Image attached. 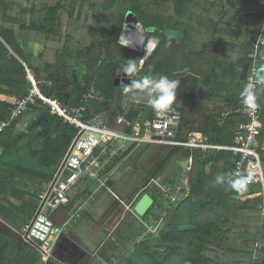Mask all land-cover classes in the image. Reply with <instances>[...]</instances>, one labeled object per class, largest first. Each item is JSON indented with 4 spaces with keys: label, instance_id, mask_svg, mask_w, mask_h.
Returning <instances> with one entry per match:
<instances>
[{
    "label": "trees",
    "instance_id": "16d2710c",
    "mask_svg": "<svg viewBox=\"0 0 264 264\" xmlns=\"http://www.w3.org/2000/svg\"><path fill=\"white\" fill-rule=\"evenodd\" d=\"M128 13L157 40L136 74L156 76L155 82L160 75L169 80L185 77L182 118L185 105H196L207 115L202 132L207 143L230 146L233 130L247 119L233 113L223 119L222 114L244 103L252 54L264 60V16L258 0H0V120L10 119L15 101L32 82L44 96L69 108L82 106L83 121L104 110L114 114V105L121 104L114 93L115 70L142 55L118 42ZM90 88L93 98L82 103ZM255 93L261 107L264 84ZM153 96L158 99L157 93ZM31 113L37 125L38 115L48 120L44 138L56 127L69 132L72 140L75 130L62 125L60 116L39 105ZM134 115V109L125 114L130 120ZM22 117L10 120L0 133L3 156H10L14 139L22 134L15 132ZM181 124L177 139L186 142L187 131L193 129ZM263 144L264 132H259L253 149L264 169ZM183 151L182 146L171 147L161 167ZM234 163L227 150L194 149L187 197L159 235L138 242L124 264H264V197L259 184H249L244 193L232 188L240 179L232 174ZM1 166L0 218L20 231L33 217L40 195L17 181L45 183L47 177L18 165L5 166L11 171L6 177ZM38 261L32 248L16 250L0 238V264Z\"/></svg>",
    "mask_w": 264,
    "mask_h": 264
},
{
    "label": "built area",
    "instance_id": "2783aa9c",
    "mask_svg": "<svg viewBox=\"0 0 264 264\" xmlns=\"http://www.w3.org/2000/svg\"><path fill=\"white\" fill-rule=\"evenodd\" d=\"M258 4L264 16V0H258ZM141 54L138 60V71L141 70L150 53L142 50ZM258 79L259 75L251 69L250 73L245 76L244 89L247 85L252 84L253 90L256 92L261 85L256 83ZM31 84L22 98L15 101L10 119L0 120V133L10 126V120L33 111L37 105L48 109L51 114L60 116L62 125L75 130L61 164L40 194L32 219L19 234L22 241L36 251L39 257L38 264H48L52 257L53 246L62 234L63 227L70 220H73L78 213L79 208L71 192L92 182H98L101 186L104 185L109 178L106 176L109 175L108 170L112 168L116 159L124 156L138 143L144 142L170 147L182 146L190 148L192 152L194 149H201L205 152L211 149L227 150L235 158L232 174L238 178L251 175L252 181L249 184H259L264 197V169L259 155L253 149L257 133L264 132L260 106L256 109L249 108L244 100L241 107L222 114L223 119L232 113L245 116L247 119L245 123L239 124L233 130L231 145L223 147L208 144L204 136L199 140L190 138L186 142L179 141L177 134L182 123V116L177 109L171 108V110L158 114L153 108L151 116L147 117L146 115L142 122L136 124L128 119L125 114L119 112L114 121L115 124L123 127V131H112L108 127L112 117L110 110L99 112L83 121L82 106L76 109L69 108L52 96H44L33 82ZM94 92V89L90 88L83 95L81 102L85 103L92 99ZM256 103L258 104L257 99ZM126 129H130V131L127 133ZM140 134L143 135L140 136ZM189 162L191 163V158ZM188 172L189 168L178 185L168 183L158 186L161 197L166 200L169 207L174 204L179 205L187 197L189 191ZM59 208L68 214L67 220L60 226L56 225L51 218L52 214ZM150 208L153 210V215L158 217L160 206L153 202ZM260 209L264 214V200ZM149 229L151 232V226ZM145 236L142 237L143 240L153 237L144 238Z\"/></svg>",
    "mask_w": 264,
    "mask_h": 264
},
{
    "label": "rangeland",
    "instance_id": "374dc122",
    "mask_svg": "<svg viewBox=\"0 0 264 264\" xmlns=\"http://www.w3.org/2000/svg\"><path fill=\"white\" fill-rule=\"evenodd\" d=\"M124 28L131 30L133 34H136L137 31L140 32L141 30L140 25L135 20L134 15H132L131 13H128L125 16L122 31L124 30ZM166 35L169 39L173 37L171 33H166ZM135 48L139 50L141 47ZM133 76V80H141L143 75L136 74ZM123 88L124 86L122 85L115 87L114 93L116 99L121 100L120 107L126 109L128 107L127 100L130 96L126 95L123 92ZM261 107V114L264 120V104H262ZM143 113V111L138 110L134 121L137 123L142 122L144 120ZM34 115L35 114L28 112L24 115V117L18 120L15 132L17 131L18 133L22 134L16 136V138L14 139L13 148L10 152V156H12V158L14 159L8 160V162L12 166L20 165L29 167V169H32L33 171L52 175L60 165L63 152L70 143L71 136L69 132H63L59 129L57 130L56 127H54L50 132V136L44 138V123H47L48 120L44 116L40 117V115H38V123L41 124L37 125L36 117H34ZM186 115L187 119L185 117L183 119V124L187 127L186 129H196L197 131H201L207 115L202 113L197 106H195V109L192 108L191 110H189V113H187ZM34 118L35 120H33ZM191 121L196 122L195 128H193V126L191 127ZM110 126L112 128L121 127L114 125V122L112 120L110 122ZM142 135L143 134H140V136ZM190 138L199 140L202 137L200 136L197 139L195 136H188L187 139L190 140ZM166 149L167 148L164 145H154L144 142L136 144L132 151L125 157L123 162L118 165L114 173L112 175H109V180L106 181L105 185L98 186V184L94 183L87 187V189L85 190L84 195H90L94 200H97H91L87 202V204L85 205L87 207L86 210L89 209L87 213L95 212L97 209H99V206L101 204L105 205L104 208L106 209L102 212V214H96L98 216L96 217V219H89L94 224V226L89 224L86 229L83 228L81 230H86V232L84 233V243L86 244H89L92 239H96L98 234L101 233V231L103 230L101 224H104L107 220H112V218L117 215L110 223L113 226L112 228L114 229L122 220L125 212L129 210L125 220L119 226L118 230L114 234L113 239H110L109 243L102 250L99 258L105 256V254H108V249L113 248V257L110 260L112 261L111 263L124 264V260L127 259L132 253L133 247L138 242L143 241L142 237L145 235L146 236L144 238H146L147 236H158L161 229L166 225L167 220L178 207V204H174L173 206L169 207L166 200L162 198L161 195L159 196L155 193V189L158 184L167 185L163 184V181H169L170 184L173 183L177 185L181 183L185 172L189 168L190 153L188 152V150H186L185 147L182 153H180L170 161L168 165V174L163 173L161 176L159 174L157 178V174L163 170L160 166L163 163L162 160L164 158V155L169 151V149ZM1 153L2 149H0V156L2 155ZM1 162L2 161L0 160V163ZM5 166H7V164ZM5 166H1L3 168V173L6 177H9L11 171L10 169L5 168ZM113 169L114 168H112V170ZM152 182L155 183L152 184ZM144 186V192L147 193L153 199V201L157 202L161 209L159 208L160 210H158V217H155L152 213V208H150L144 216L146 219L140 222L139 218L134 216V214L132 213L135 202L140 197V194L137 195L136 199L133 202L131 201V198L140 188ZM43 189L44 187L41 189L39 188V192L41 190L43 191ZM83 190L84 189L81 187L76 190V192L81 193L83 192ZM71 193L72 195H74L75 191H72ZM81 195H83V193ZM79 206L80 202L78 203V207ZM118 210L119 213L117 214ZM77 214L79 218L82 217L81 219H83L84 216L82 211L78 210ZM94 217L95 216H92V218ZM74 220H70L68 224L63 227L62 234L58 238L55 251L59 250L60 246L64 245L63 239L70 231H73V227L71 226L73 224L75 225V223L78 222V218H75ZM150 226L152 229L151 232H149ZM89 227L91 228L90 230L87 229ZM21 232L22 230L20 231V233ZM18 244L20 245V243ZM22 244L25 243L22 242ZM26 248L29 247L27 246ZM68 252L69 251H66L64 260L60 259V261L58 262L59 264L70 263L69 260L71 255ZM119 258L121 259L120 263L118 262ZM109 259L110 257L108 258V260Z\"/></svg>",
    "mask_w": 264,
    "mask_h": 264
},
{
    "label": "crops",
    "instance_id": "0c3cea01",
    "mask_svg": "<svg viewBox=\"0 0 264 264\" xmlns=\"http://www.w3.org/2000/svg\"><path fill=\"white\" fill-rule=\"evenodd\" d=\"M125 30H127V28H124ZM123 34H124V30H123V32H122ZM125 35H132L133 36V39L135 40V34H133V32L132 31H126V34ZM146 35V34H145ZM155 39H151V42H150V44L149 45H153L154 43H155ZM261 43V42H260ZM262 44L264 45V42H262ZM140 45H142V44H139V43H136V44H134V45H132V46H128V47H137V46H140ZM251 58L253 59V65L251 66V68L250 69H253V70H255L256 71V73H257V75H259V68H260V66L261 65H264V60H261V59H258V58H256V54H254V55H252L251 56ZM135 75V74H134ZM133 76V75H132ZM185 77H182L181 79H179V78H176L175 80L176 81H178L179 83H178V87H177V89H176V92H177V96H176V102H175V106H176V109L177 110H179V108L182 106V104H183V102H184V92H185V88H186V79H184ZM173 80V79H172ZM154 95V92L152 91V93H151V98H152V96ZM129 99V98H128ZM127 104H128V107L126 108V109H124V108H121L119 105H114L115 107L113 108L114 110H113V113L114 114H112V117H111V119H110V121H109V123H108V127H109V129H111L112 131H118V132H122L123 131V127L121 128V127H119V128H112L111 126H110V122H111V120L114 122V125H116V126H120V125H117V124H115V121H114V118H115V116L117 115V114H119V112L120 113H122V111H123V113L122 114H126V111L127 110H130V109H134L135 110V115H134V117H133V119H131V121L133 122L134 120H135V116H136V113H137V111L138 110H140V111H143L144 113V116H143V118H145L146 117V115H147V117L148 116H150V112H151V110H149V107H150V109L152 108V105H151V103L150 104H147V105H145V106H135L134 104H129L128 103V100H127ZM262 104H264V100L262 101ZM195 106L196 105H192V104H187V105H185V108H184V116H183V118H182V123H183V119H184V117L186 118V114L187 113H189V110H191L192 108H194L195 109ZM262 108V107H261ZM261 112H262V109H261ZM187 119V118H186ZM207 119V118H206ZM206 121V120H205ZM134 123L136 124L137 122H135L134 121ZM195 123L196 122H192L191 121V127L193 126V128H195ZM182 125V124H181ZM204 125H205V123H204ZM136 127V126H135ZM186 127V126H185ZM203 128H204V126H203ZM203 128H202V130L201 131H197L196 129L194 130H190V131H187L188 133H187V138H188V136H190V137H192V136H197V137H202L203 136V134H202V132H203ZM127 133H128V129H126L125 130ZM49 136H50V134H49ZM48 137V136H47ZM188 140V139H187ZM69 145V144H68ZM68 147V146H67ZM67 147H66V149H67ZM166 148L167 149H171V147L170 146H166ZM66 149L64 150V152H63V156H62V159H63V157H64V154H65V151H66ZM132 149V148H131ZM166 149V150H167ZM189 149V148H188ZM132 151V150H131ZM190 152V151H189ZM191 155H192V152H190V158H191ZM1 156H3V155H1ZM0 156V157H1ZM165 156V155H164ZM122 157L123 156H121V157H119V158H117L116 159V161L113 163V165H112V168H114L113 170H112V168L111 169H109L108 170V172H109V175H112L113 173H114V171L116 170V168L118 167V165L121 163V162H123V160L125 159V157L122 159ZM161 157V156H160ZM14 158H12V156H3V157H1L0 158V160L1 161H4V163H6L7 165H11V164H9V162H8V160H13ZM62 159H61V161H60V164H61V162H62ZM163 161V160H162ZM5 164V165H6ZM163 164V163H162ZM162 164H161V166H162ZM190 162H189V169H190ZM168 165H169V163H168ZM168 165H166L164 168H162L163 170L160 172V173H158L157 174V178H158V176H159V174H160V176L164 173H166V174H168ZM18 166H20V165H18ZM29 166V165H28ZM160 166V167H161ZM20 167H23V168H27V169H29V167H24V166H20ZM59 167V166H58ZM58 167H57V169H58ZM56 169V170H57ZM29 170H32V169H29ZM56 170L54 171V173L56 172ZM39 173H41V172H39ZM54 173L52 174V175H47V174H45V173H41V174H43L44 176H46L47 177V181L45 182V183H36V182H27V181H24V180H18L17 182L18 183H20V185H24V186H26L28 189H30L32 192H34V191H36V192H38V194L40 195L41 194V191L39 192V188L41 189V188H43V187H45V185L47 184V182L51 179V177L54 175ZM109 175H106V176H109ZM110 177V176H109ZM166 177V176H165ZM164 177V178H165ZM160 178V177H159ZM108 180H109V178H108ZM157 180H160V179H157ZM98 184V186H101L98 182H92V183H88V184H86L85 186H82V188L84 189L83 190V192H81V193H79V192H76V190H75V194L73 195V199H75L74 201L77 203V205H78V203L80 202V206L78 207L79 209V211H82V213H83V219H81V218H79L78 217V214H76V216L74 217V219L76 218H78V222L77 223H75V225L73 224L71 227H73V231H70L68 234H67V236L63 239L64 240V245L63 246H60L59 247V250H56L55 251V248H56V246H57V241H56V243H55V245L53 246V249H52V252H51V255H52V257H51V260L50 261H53L55 264H59L58 262L60 261V259L61 260H64V258H65V253H66V251H69L68 253H70V263L69 264H112L111 262L112 261H110L111 259H112V257H113V248L112 249H108L109 250V253L108 254H105V256H103L102 258H99V256H100V254H101V252H102V250L106 247V245L109 243V241L104 245V247L102 248V249H100V251L99 252H97L98 251V249L101 247V245L103 244V242L106 240V238L108 237V235L114 230L112 227V225L110 224L111 223V221L117 216V215H115V217L114 218H112V220H107L104 224H101V227L103 228V230L101 231V233H99L98 234V236L96 237V239H92V241L91 242H89V244H86V243H84V240H85V238H84V233L86 232V230H84V231H81L83 228H85L86 229V227L89 225V224H91V225H93L94 226V224L90 221L91 219H96V217H98L96 214H102V212L103 211H105L106 209L104 208L105 207V205H103V204H101L100 206H99V209H97L95 212H91V213H87L88 212V210L89 209H87L86 210V204H87V202L88 201H91V200H93V201H97V200H94L90 195L89 196H87V195H84V193H85V190L87 189V187H89L91 184ZM155 182H152V184H154ZM169 183V181H163V184H168ZM105 185V184H104ZM161 184H158L157 185V187H156V189H155V193L156 194H158L159 193V187L158 186H160ZM81 188V187H80ZM98 188V187H97ZM144 189H145V186L144 187H142V188H140L136 193H135V195L131 198V201L133 202L135 199H136V197H137V195H142V194H144L145 192H144ZM78 190V189H77ZM83 193V195H81ZM0 196H1V194H0ZM139 199V198H138ZM137 199V200H138ZM11 201L15 204V205H17V204H19V201H15V200H12L11 199ZM105 202H106V200H105ZM75 203V204H76ZM128 205V204H127ZM60 209V208H59ZM62 209V208H61ZM119 213V210H118V212H117V214ZM115 214V213H114ZM92 216H95L94 218H92ZM32 219V218H31ZM30 219V220H31ZM73 219V220H74ZM90 219V220H89ZM75 221V220H74ZM73 221V222H74ZM89 223H88V222ZM30 222V221H29ZM28 222V223H29ZM28 223L26 224V226L28 225ZM118 225V224H117ZM26 226H24L21 230H23ZM88 230H90L91 228L89 227V228H87ZM113 229V230H112ZM20 230V231H21ZM112 230V231H111ZM118 230V229H117ZM20 231H17V230H15V229H13L9 224H7L5 221H3L1 218H0V238H5V239H7V241H9V243H10V245H11V248H15L16 250H20L22 247L23 248H25V247H29V248H32L31 246H29L28 244L26 245V243L25 244H22V239L20 238ZM116 233V232H115ZM114 233V234H115ZM114 234H113V236L111 237V239H113V237H114ZM17 235V236H16ZM101 236V237H100ZM13 237V238H12ZM18 241H21V242H18ZM18 243H20V245H21V247H20V245L18 244ZM24 243V242H23ZM115 245V244H114ZM33 249V248H32ZM34 250V249H33ZM36 252V251H35ZM37 254V253H36ZM85 255H88V258H87V260L85 261V263H82L81 262V260L83 259V257L85 256ZM109 255V256H108ZM110 257V259L108 260V258ZM120 258H122V257H120ZM119 258V263H120V261H121V259ZM91 259V260H90ZM115 259V258H114ZM49 261V262H50ZM48 262V263H49Z\"/></svg>",
    "mask_w": 264,
    "mask_h": 264
},
{
    "label": "clouds",
    "instance_id": "9594fccd",
    "mask_svg": "<svg viewBox=\"0 0 264 264\" xmlns=\"http://www.w3.org/2000/svg\"><path fill=\"white\" fill-rule=\"evenodd\" d=\"M122 32L118 39L119 44L132 51L139 52L140 50H145L151 53L157 45V40L153 45H149L151 39L154 38H150L145 35V33L142 31V28L140 30L141 33L137 31V33L135 34V40L133 39L132 35H125ZM136 43L142 44L140 46H137L141 47L139 50H137L135 47H127L132 46ZM141 52L142 51H140L139 53ZM138 69V61L129 59L126 65L123 67L122 71L128 76H132L137 73ZM158 78L159 82H155L157 77L149 74L144 76L141 80H131V83L129 85L124 86L123 92L131 97L134 90L142 92L145 89L152 88V91L158 94V99L156 98V96H152V98L150 99V103L156 110V112L159 114L161 112L171 110L173 103L176 102V89L179 82L176 80H169L166 76L163 75H160ZM256 83L264 84V65H261L259 68V79L256 81ZM243 99L245 100L246 106H248L249 108L256 109L259 107V105L256 103L257 97L255 91L253 90L252 84L246 86L243 93ZM251 181V175L242 176L240 179L232 183V188L237 192L244 193L248 190L247 186Z\"/></svg>",
    "mask_w": 264,
    "mask_h": 264
},
{
    "label": "water",
    "instance_id": "95a60500",
    "mask_svg": "<svg viewBox=\"0 0 264 264\" xmlns=\"http://www.w3.org/2000/svg\"><path fill=\"white\" fill-rule=\"evenodd\" d=\"M114 77H115V85L116 86H120V85L125 86V85H129L131 83V76H128L127 74L122 72L121 69L115 70ZM151 93H152V88L145 89L142 92L134 90L133 94L128 99V103L134 104L135 106H145L147 104H150ZM186 150H188V152L189 151L192 152L190 148L189 149L186 148ZM153 202H154L153 199L147 193L142 194L139 197V199L135 202L132 213L134 214V216H136L138 218H143L146 215V213L148 212V210L150 209ZM128 212H129V210H127L125 212L120 223L108 235V237L103 242V244L101 245V247L98 249L97 252H99L100 249H102L104 247V245L111 239L113 234L117 231L119 226L125 220L126 216L128 215ZM51 218L56 225L60 226L67 220L68 214L65 212V210L60 208L55 213L52 214ZM87 258H88V255H85L83 257V259L81 260V262L85 263Z\"/></svg>",
    "mask_w": 264,
    "mask_h": 264
},
{
    "label": "bare ground",
    "instance_id": "6f19581e",
    "mask_svg": "<svg viewBox=\"0 0 264 264\" xmlns=\"http://www.w3.org/2000/svg\"><path fill=\"white\" fill-rule=\"evenodd\" d=\"M127 30H128V29H127ZM127 30L124 29V34H126V31H127ZM128 31H129V30H128ZM130 31H131V30H130ZM134 34H135V33H134ZM196 138L198 139L199 137L196 136Z\"/></svg>",
    "mask_w": 264,
    "mask_h": 264
},
{
    "label": "flooded vegetation",
    "instance_id": "af4514ba",
    "mask_svg": "<svg viewBox=\"0 0 264 264\" xmlns=\"http://www.w3.org/2000/svg\"><path fill=\"white\" fill-rule=\"evenodd\" d=\"M141 196V195H140ZM141 222V221H140Z\"/></svg>",
    "mask_w": 264,
    "mask_h": 264
}]
</instances>
